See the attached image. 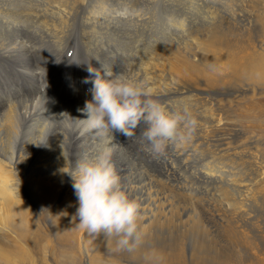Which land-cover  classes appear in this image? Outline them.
<instances>
[{"label":"bare ground","instance_id":"1","mask_svg":"<svg viewBox=\"0 0 264 264\" xmlns=\"http://www.w3.org/2000/svg\"><path fill=\"white\" fill-rule=\"evenodd\" d=\"M208 6V0H0V264L47 263L48 256L43 253L51 248L46 243L49 233L59 246L70 248L76 244L92 264H117L107 258V252L92 249L93 237L79 230L78 222L73 221L79 205L72 187L73 169H68L67 161L91 155L99 147L94 134L83 131L80 121L74 120L86 118L79 109L92 99L88 96L94 75L89 68L102 76L107 70L113 75L123 73L133 79H147L155 98L174 99L166 105L170 110L189 107L199 122L190 143L170 147L163 157H153L145 151V142L139 139L143 126L133 138L122 139L116 134L113 156H133L131 149L138 147L145 159L182 193L189 190L187 184L193 177L221 188L226 175L211 166L226 150L222 149L223 135L230 126L222 114L224 85L264 84V53L254 52L250 36L233 41L228 34L223 35L225 32L220 34L209 28ZM137 65L141 69L132 73ZM86 78L89 83H84ZM85 85L89 87L87 97L67 100L69 91ZM252 93L256 94V90ZM49 149L52 157L46 155ZM14 167L20 180L19 191L9 187L16 184ZM146 169L144 165L136 168L134 180L141 184L137 190L147 199L141 225L148 230L154 226L152 216L156 210L152 207L159 205L166 210L177 206L169 202L171 198L166 193L159 192L152 198L151 192H143L151 190L150 182L155 179ZM58 183L63 185L57 191L52 184ZM183 198L187 200L185 195ZM174 210H169L168 217ZM46 213L54 215V219H43L44 228L39 222L34 224V216ZM143 237L146 240L147 236ZM153 254L159 259L148 264H177L165 252ZM259 257L258 261L263 262Z\"/></svg>","mask_w":264,"mask_h":264},{"label":"rangeland","instance_id":"2","mask_svg":"<svg viewBox=\"0 0 264 264\" xmlns=\"http://www.w3.org/2000/svg\"><path fill=\"white\" fill-rule=\"evenodd\" d=\"M217 1L218 0L216 1L208 0V5H209L208 11L211 13L210 16L211 22L209 21L210 22L209 28L216 30V32L220 34H222V32H225L223 33V35L227 36L228 34L229 35L228 38L231 37L233 41L245 40L247 37L250 36L249 38L252 40V42L254 41L253 42L255 46L254 52L262 51L264 53V0H220L218 2ZM222 21L224 24L222 23ZM220 26L222 29L220 28ZM140 69L141 67L137 65L136 67L132 68L131 71L132 73H137ZM19 81L22 80L19 79L18 82ZM22 84L24 88L28 89V87H25L23 81ZM247 89L251 91L248 92ZM88 90L89 87L87 85L78 87V89L74 88L73 91L68 92L67 100L69 102L82 100V98L88 96L86 93V91ZM253 90L254 91L256 90V94L252 93ZM263 90H264V84H258L254 82L252 83L231 82L229 85H224V89H223L224 101H223L222 114L225 121L227 120L230 126L227 128L228 130L223 135L222 149L224 148L223 149L224 151L226 148L225 151H227V148H229L228 150L231 153H229L228 151L227 152L224 151L223 156L225 157L224 154L226 153V157L223 158L222 156L218 160L216 159L217 160L215 161L216 163L214 162L213 166H211L213 169L214 167L216 169L220 168L217 169V171H221L226 175V177L224 178L225 181H223L222 182L223 184L221 183L220 186L221 188L223 187L222 189L221 188L216 189L215 187L216 185L214 182L210 183L209 181H207L205 183L201 179L197 181L198 177H196V179L193 177L191 181H188L190 183L187 184L188 186L187 188L189 190L186 191L185 193L184 192L182 193V191L178 187H175L174 184L170 183L169 180H166V178L159 173L158 168H155V166L152 163H150L145 159L146 158L145 155L139 152L138 147H134L131 149V153L133 154V156H126L127 158L123 155L122 156L117 155V157L113 156V162L115 164L117 172L120 174L121 177L123 176L121 178L123 189L128 193V195L133 192L132 194L129 195L131 198L138 199L142 203V206L144 204H145L144 206H146V203H144V201L147 200L146 196L142 194V191L137 190L138 188L137 186L139 185L141 186V184L134 180L135 178L134 174L136 173V168H139L142 165H144L145 169L147 168L146 170L149 173H152L151 174L152 176L155 175V177L153 176L155 179L154 181L150 182V186L154 188L151 187L150 191L143 190V192L144 193L151 192V194L153 195L152 198H155V195L158 194L159 192H160L159 194L166 193V195L168 194V198L169 199L171 198L169 202L172 204L174 202V205L179 207L177 208L172 205V209L170 207V209H166V210H163L162 209L163 206L159 207L158 204H156L158 205L157 206L158 208L152 207L155 208L156 210L154 212L155 215L160 211V213L157 214L156 216L154 214H153L154 216H152L153 218L152 220H154V223H152V225L154 226H150V228H148L147 230V229H143L141 225L142 230H144V232L142 231L143 232L142 242L140 243V246H138L139 248L136 247L131 252L127 250L118 251L116 247L115 239L105 237L104 235H100L98 237H94V236L90 237L91 239L93 237L92 243H93V247L95 246L92 249L96 251L107 252V254H109V257L107 258L109 260L113 259L114 262L117 264H135V263L148 264L150 262H154L159 259V257L157 256H156L157 258H155V255L153 254L154 252L157 251L165 252L166 254H168V257L172 256L171 259L176 261L177 264H182V263L183 264H225L226 261H227L226 264H237V263L264 264V190H262V192L260 190L264 188V180H262L264 179V174L261 175V173L264 172L263 170L264 169L263 168L264 167V163H263L264 162V156H263L264 155V91ZM27 94L28 93H26V96ZM88 97L92 98V93ZM173 101L174 99L160 100V102L163 103L164 105H168ZM116 134L120 138L123 137L122 139H127L122 134L115 133V135ZM51 151L52 149H49L46 155L48 156L49 154H51L49 156L52 157L53 155ZM130 159L132 161L131 164L129 163ZM76 160L67 161L69 170H72L75 167ZM127 161L129 163L128 164L129 166L126 167ZM130 165L132 166L130 167ZM221 167L225 171L222 170ZM154 169L156 170V172ZM195 171H196L195 173L197 174L199 168H196ZM232 175L233 177L231 179ZM183 177L186 178L188 176L185 175ZM166 181H168L170 184ZM203 184H206L207 186H204ZM62 185L63 184L58 183L55 184L56 186L55 187L54 184H52L54 188H58L56 189L57 191L62 187ZM162 185L166 186L167 190ZM168 185L170 188L168 187ZM209 186L211 187L209 188ZM175 188L178 190V192H176L177 196L175 193V191L177 190H175ZM169 189L170 191L169 193H167ZM206 189L207 191H209V193L206 191ZM163 190L165 192H162ZM203 190L206 192H204ZM170 192H172V194L176 196V199ZM133 194L135 195L133 196ZM169 195L171 197H169ZM182 195L183 197L184 195L185 197H187L186 201H185L186 198L184 199L183 197H178ZM179 199H181L182 201ZM195 199L199 203H197ZM231 200L235 202H232ZM182 202H185L184 204H187V206H185ZM236 202H237V206H236ZM232 204H235L236 208H239L240 210L238 209L236 210L235 206L234 205L232 206ZM184 207L186 208V211L184 210L185 209ZM173 209H175L174 213L173 214L171 213V216L168 217V215H170L169 210L172 211ZM194 209H196L197 211L199 210L200 212H194L196 211ZM166 215L167 217H165ZM157 216H159L158 217L159 219L156 218ZM181 216L183 218L185 216L184 221L183 218L181 219ZM43 219L52 221L54 219V215L46 213L45 215L41 214L38 217L34 216L33 222L34 224H38L39 222L40 227L44 228L43 225L44 223L42 222ZM159 220H161L162 223L165 220L163 223L164 225ZM73 221L74 223H77L78 219L77 220L73 219ZM199 221H201L202 224L199 223ZM189 225L191 228L193 227L194 228L191 229ZM202 226L203 229H201ZM154 228L158 230L155 231ZM150 232L151 234L152 233L153 234L151 235ZM147 233L148 235H146ZM244 233L247 234V236L246 235L244 236ZM48 235L49 236L47 237L46 243H47V247H49L48 246L49 243L51 248L49 250L45 249L46 253H43V255L48 256L47 259L48 262L45 264H62L63 263L62 261L65 262L63 264L93 263V261H91L90 259L87 260L85 256L80 253L76 244H74V246L70 248L67 246H59L55 244L53 235L51 233H49ZM143 236H147L146 240L144 239ZM193 249H195L196 251ZM149 250H152L153 253ZM171 252H173V254H171ZM51 253L54 254V256L50 258V256L52 255ZM253 253H256L257 255ZM178 255L181 258H179ZM146 256L147 259L144 258ZM259 256L263 259V262L260 260L258 261Z\"/></svg>","mask_w":264,"mask_h":264},{"label":"clouds","instance_id":"3","mask_svg":"<svg viewBox=\"0 0 264 264\" xmlns=\"http://www.w3.org/2000/svg\"><path fill=\"white\" fill-rule=\"evenodd\" d=\"M89 72L94 75L92 99L79 109L86 118L74 120L80 121L83 131L94 134L99 147L77 160L70 172L79 205L73 219H78L77 228L89 236L113 238L118 251L131 252L142 242L143 206L122 187L113 162L115 133L133 138L143 126L139 139L145 142V151L153 157H163L170 147L190 143L199 122L189 107L170 110L161 103L147 79L113 75L107 70L102 76L93 68ZM89 82L88 78L84 80ZM14 172L16 184L9 187L19 191L15 167Z\"/></svg>","mask_w":264,"mask_h":264}]
</instances>
